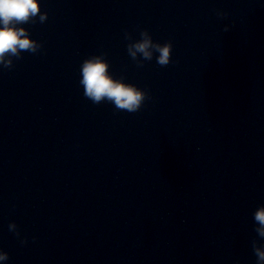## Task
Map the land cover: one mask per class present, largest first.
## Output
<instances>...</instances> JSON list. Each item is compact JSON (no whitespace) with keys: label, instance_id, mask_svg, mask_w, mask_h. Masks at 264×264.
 <instances>
[{"label":"clouds","instance_id":"1","mask_svg":"<svg viewBox=\"0 0 264 264\" xmlns=\"http://www.w3.org/2000/svg\"><path fill=\"white\" fill-rule=\"evenodd\" d=\"M219 19H225L227 12L213 10ZM37 17L40 23L48 19V13L41 10L39 0H0V66L11 70L14 67V58H22L23 52L32 54L39 53L43 44L31 38L29 31L20 25L36 23ZM225 32L229 26L225 25ZM140 39L132 41L130 33H125V39L132 41L127 45V53L138 67H143L144 61H151L155 55L156 62L161 67L178 63L173 61V44L167 41L163 44L153 40L147 29L139 33ZM139 54V58H138ZM106 53L92 55L83 60L80 66L81 79L79 83L83 86L84 96L93 104L108 102L114 105L118 111L136 113L144 106L146 100L150 99L149 93L135 84L126 83L124 78H115L110 72V64L105 58ZM254 219L261 227L256 229L260 237H264V206L258 208ZM9 230L14 231L19 237L15 223L9 224ZM35 239V238H33ZM22 244L27 239L21 240ZM253 251L257 257L256 264H264V249L253 243ZM9 254L0 249V261H7Z\"/></svg>","mask_w":264,"mask_h":264}]
</instances>
